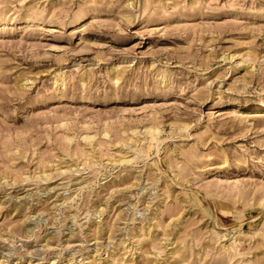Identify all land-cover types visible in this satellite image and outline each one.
Listing matches in <instances>:
<instances>
[{
	"label": "rangeland",
	"instance_id": "rangeland-1",
	"mask_svg": "<svg viewBox=\"0 0 264 264\" xmlns=\"http://www.w3.org/2000/svg\"><path fill=\"white\" fill-rule=\"evenodd\" d=\"M0 264H264V0H0Z\"/></svg>",
	"mask_w": 264,
	"mask_h": 264
}]
</instances>
